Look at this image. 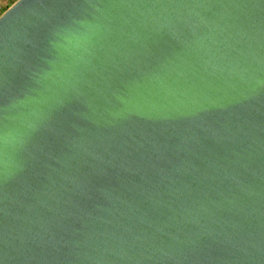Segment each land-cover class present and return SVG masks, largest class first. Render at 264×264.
<instances>
[{
    "label": "water",
    "instance_id": "1",
    "mask_svg": "<svg viewBox=\"0 0 264 264\" xmlns=\"http://www.w3.org/2000/svg\"><path fill=\"white\" fill-rule=\"evenodd\" d=\"M0 264H264V0L11 4Z\"/></svg>",
    "mask_w": 264,
    "mask_h": 264
},
{
    "label": "rangeland",
    "instance_id": "2",
    "mask_svg": "<svg viewBox=\"0 0 264 264\" xmlns=\"http://www.w3.org/2000/svg\"><path fill=\"white\" fill-rule=\"evenodd\" d=\"M16 0H0V15Z\"/></svg>",
    "mask_w": 264,
    "mask_h": 264
}]
</instances>
